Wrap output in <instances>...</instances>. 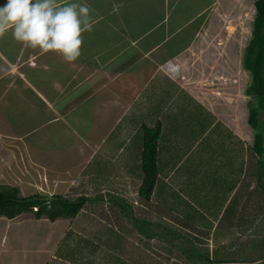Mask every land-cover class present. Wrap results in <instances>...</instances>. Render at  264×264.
<instances>
[{
  "label": "crops",
  "instance_id": "crops-1",
  "mask_svg": "<svg viewBox=\"0 0 264 264\" xmlns=\"http://www.w3.org/2000/svg\"><path fill=\"white\" fill-rule=\"evenodd\" d=\"M226 1L67 0L89 5L94 25L93 31L82 34L81 56L71 63L54 51L42 53L38 48L18 42L10 28L0 37V182L24 186V191L30 194L41 192L39 186L48 184L65 193L80 172L69 179L68 168L63 166L68 155H62L58 148L67 146L51 143L52 125H56L55 131L60 130L59 140L61 132L74 119L85 122L90 117L94 133H98L92 137L79 134L85 142L92 140L85 143L91 146V151L82 148L84 159L80 171L87 170L91 161L98 159L100 163L99 158L107 156L118 167L123 166L122 162H138L141 169L138 166L132 170L134 173L140 170L142 180L143 139L138 152L132 155H127L123 148H131V144L127 145L130 136L143 134V126L160 124L159 196L170 197L176 193L185 198L184 193L190 191V186H196L200 203L206 200L205 183L211 182L212 189H216L212 195L215 199L206 200L208 203L201 207L190 197L194 208L203 215L193 221L204 218L197 222V231L205 229L213 233L223 227L222 238L225 232L236 234V242H228L229 247L235 243L241 245L239 241L247 237L249 228L261 223L264 227V216L260 219L259 210L264 205V193L260 187L255 189V183L247 188L252 194H258L259 209L246 212L244 199L250 192L241 187L246 183L249 166L244 127L248 78L244 55L239 66V59L228 62L218 56L221 51L213 52V57H207L206 53L205 43L211 38L206 37L212 36L213 29L218 31L212 23L213 17L222 9L226 14L225 9L229 8L223 6ZM6 2L0 0V6ZM65 2L57 0L60 4ZM81 104L86 105L80 108ZM31 115L33 119L38 118L37 127H51V137L46 142L25 141L33 133L27 124ZM129 115H141V119L123 123ZM109 119L113 122L111 125L107 123ZM15 123H21V127H15ZM22 131L24 135L19 134ZM117 145L120 147L116 148ZM119 151H124L123 157L114 161L118 156L115 152ZM192 151H197V155L186 166ZM184 167L186 171L182 170ZM196 168L203 170L200 174L205 179L195 182L188 178L193 183L189 180L187 184L185 174H191ZM108 170L112 177L113 168ZM116 174L120 179L125 178L127 170ZM92 175L102 177L98 166L93 165ZM173 188L176 191L172 193ZM236 193L243 195L232 212L229 206ZM159 196L153 209L158 217L169 216L165 211L158 212ZM179 207L175 209L185 208ZM15 220L18 218L0 216V264H60L67 260L56 258L59 244L44 249L41 259L39 248L43 246L27 241L33 235L38 238L35 233L29 234L36 231L30 230L26 236L14 224ZM56 232L46 230L50 242ZM263 259L264 255L256 261L264 264ZM233 260L236 264H246L239 258Z\"/></svg>",
  "mask_w": 264,
  "mask_h": 264
},
{
  "label": "rangeland",
  "instance_id": "rangeland-1",
  "mask_svg": "<svg viewBox=\"0 0 264 264\" xmlns=\"http://www.w3.org/2000/svg\"><path fill=\"white\" fill-rule=\"evenodd\" d=\"M223 6L229 7L225 9L226 14H224L223 9L220 13L217 12L215 14V12H212V15H216H214L215 17H213L212 23H214V25L218 27V31L216 29H213L212 36L209 34V37H206V39L211 37L210 40L205 43V46L208 45L206 53L209 55L207 57H213V52L217 54L221 51L222 54H218V56L225 58L227 61L230 60L231 62L239 59L240 66V58H243L244 48L252 35V25L254 23V18L256 15L255 0H227L226 3L223 4ZM245 27L247 29H245ZM232 48L235 52H237L238 57L234 55ZM245 74L247 75L246 70ZM85 105L86 104H81L79 105V107L83 108L85 107ZM114 115L117 116L118 113H114ZM131 115L127 116L123 123H134L136 120H140L141 115L144 114H141L140 116ZM16 116L18 115H15V117ZM74 116L76 115L74 114ZM90 118L92 120V117ZM248 118L249 106L245 99V141L247 145H251L254 140V135L253 128L251 124L248 123ZM91 120H85V122H77L74 119V122H70L71 124L69 123L68 128H66L65 130L63 128L64 131L61 132L59 140H57V134L60 130L55 131L56 125H52V133L54 134V139H52L51 142L55 145L67 146L64 149L60 147L58 148L61 151L62 155H68V158H66L67 161H63V166H66L68 168L67 175H69V179H71V177L74 175H78L80 172V174L78 175L79 178H76L72 181V184L69 186L64 195L70 198H74L78 196V194L87 193L91 200L86 203L78 216L72 219L60 218L52 222L47 219V217H43L42 219H35L32 213H26L17 217L19 221L15 220L14 224L18 227L20 232H23L24 234H26V236H28V231H36L29 234L35 233L38 238L36 239L35 235H33L30 236L27 241H31L32 243L37 244L40 243L39 246H43L39 248L41 251V259H43L42 256L45 252L44 249L49 247L55 248L58 247L59 244L56 258H60L62 260L67 259L65 260V262L61 261L60 264H194L187 260L188 254L186 253L185 248L188 245L184 243L185 240H183V238H176L173 241L167 240L166 236H164L163 238L160 236L147 238L143 233H140L137 229H135L132 223V218L122 217V210L114 201H112L114 197L120 196L119 194L125 195L126 199H129L128 204L133 206L134 215L139 217L140 219L147 218V213L151 208L149 207L151 205V202L146 204V202H144L142 198H138L139 195L137 194V189L141 183V172L140 170H137L134 173L132 170L138 168V166L140 167L138 162H134V160H132L128 164L122 162L123 166L118 167V163H113L107 158V156H104L103 158H99L101 159L100 163H97L98 159H96L93 162L91 161L87 170L84 169L80 171L79 166L83 164L81 163V161L84 159L82 148H85L89 151L91 146L89 144L85 145V143H91L92 140L87 138L88 142H85L79 136V134L85 133L86 136L92 137L96 136V134L98 133V131L94 133ZM21 123H15V127L20 128ZM107 123L111 125V123L113 122H111L109 119ZM27 124L30 128L29 131H33V133L30 137H27L25 141H32L34 139L37 141V139H41L43 142H46L51 137V127H37V125L39 124L37 117L33 119L31 115ZM33 127H35V130L33 129ZM173 130L175 129L172 128V131ZM19 134L24 135L25 133L22 131ZM142 139L143 134L141 132L136 135L130 136L127 145L131 144L132 146L129 150L124 148L123 150L127 151V155H132L138 152L139 146L142 143ZM119 145H117L116 148L120 147ZM250 151L251 149L248 148V156L250 154ZM192 152L193 153H191L190 158H188V161L186 162V166H188V164H191V160L197 155V151ZM115 153L118 154V156L114 161H116L117 159L121 160L124 151ZM93 165L99 167V171L102 174V177L97 178V176L92 175ZM208 165H210V163ZM109 168H113V174L111 175L112 177H110L109 175ZM126 170L127 176L125 178L120 179V176L118 174L115 175L116 172L124 174ZM182 170L186 171L185 167ZM192 171L193 172L191 174H185L186 178L184 179V181H186L187 184H190V179L188 180V178H193L195 182H201L205 179V177H202L200 174L203 170L196 168ZM193 180L190 181H192L193 183ZM109 181L112 183V185L109 183ZM254 181L256 180H254L253 178V183ZM205 185L207 187L206 192L199 188L198 190L206 193V200L209 199V197L211 198V200L215 199L214 196L210 195H213L216 189H212L211 182L207 184L205 183ZM20 188L25 195H31V192L24 191V186H20ZM39 189L42 190V194L53 195L54 192L60 193V190H55V188H53L51 184L39 186ZM196 191V186H190V191L184 193L185 198L176 193L172 194L170 197L159 196L160 199L158 201V212H164L165 208L168 209L167 213L172 214L173 211L179 214H181V211H183L185 216H188L189 221L194 218L203 217L202 212H199L197 209H195L194 204L190 201V197H193L195 198V201L199 203V197ZM257 196L258 194L254 193L250 196L249 194L246 195L244 199V208L246 212L256 211L259 206ZM206 200H201L199 205L202 207L207 202ZM262 202L263 200H261L260 205L264 204V202L263 204ZM181 205H185V210H174L176 206ZM263 206H261L260 209L258 208L262 212L260 219L262 216H264V211H262L264 208ZM151 219L153 222H158V220L169 222L170 224H173V229L176 230L179 229L181 231H185L184 228H186V226L183 225L181 221L172 223L176 218H171V221H167L166 219H168V216L161 215V217H158L157 215H152ZM246 219L248 220V218ZM120 224H123V227H127L128 230L123 232V228L122 226H120ZM50 226H52V228H50ZM48 228L50 230L57 231L56 233H54V237L52 236L51 242L49 234L46 233V230H48ZM222 228L223 227H218V229L213 233H210L205 229L204 232H198L196 229H191L189 231H191V233H199L205 236L206 243L200 242L201 247H209L210 249L219 248L220 250L224 248V250L226 249L225 252L228 253V256L231 259L239 258V260L246 261V264H258L260 262L256 260L259 258V256L264 255L263 226L256 225L253 228H249V233L246 232L247 234H245L247 237L239 241L242 244L237 245L235 243L234 246L231 244V247H229L228 242H236V234L232 232H225L226 234L224 238H222V233H220V229ZM65 229L66 234L67 232L68 234H70V237L66 239V234L64 233ZM41 230L42 233H39V231ZM61 230H63V233H61ZM23 233L22 235H24ZM250 233H253L254 235ZM240 234L241 232H239V235ZM121 236L122 238H125L122 243H120L121 241L119 240L114 241L116 238H120ZM23 245L24 243H22L21 248H23ZM223 245H226L228 247H223ZM52 261L57 260L52 259ZM70 261H72V263Z\"/></svg>",
  "mask_w": 264,
  "mask_h": 264
},
{
  "label": "trees",
  "instance_id": "trees-1",
  "mask_svg": "<svg viewBox=\"0 0 264 264\" xmlns=\"http://www.w3.org/2000/svg\"><path fill=\"white\" fill-rule=\"evenodd\" d=\"M255 6L256 15L252 25V35L244 48L243 60L244 67L248 74L245 94L249 106V122L253 128L254 135L252 144L246 147V149L250 148L251 151L249 156L246 151V155L248 156L246 162H248L249 166L246 173V183L241 185V187H245L246 193L250 192L249 196L252 195V192L247 191V188L252 185L253 178L256 180L254 181V183H256L254 185L255 189L256 187H260L262 195L264 193V0H255ZM142 129L143 150L141 152V166L143 175L137 192L139 197L142 198L144 202L146 200L148 204L151 202L149 200H151L152 197L157 198L160 194L157 146L161 135V126L160 124L155 126L145 125ZM175 191L176 189L173 188L172 193ZM242 195L238 193L234 195L231 205L229 206L230 211H236V206ZM123 197L125 196H116L112 201L122 210V217L132 218L135 229L143 233L147 238H152L153 236H160L163 238L166 236L169 241H173L176 238H183V240H185L184 243L188 245L185 248L188 254L187 260L194 264H236L235 261L228 256V253L225 252L226 249L224 250V248H222L220 250L219 248L210 249L209 247H201L200 242L206 243L205 236L189 231L191 229H197V222L203 221L204 219L193 221L194 218L189 221L188 216H185L183 211H181V214L175 211H173V214L168 213L169 216L168 219H166L167 221H171V218H176L172 223L181 221L183 225L186 226V228H184L185 231L176 230L173 229V224L169 222L161 220H158V222L152 221L151 216L157 215L155 212L156 209H153V205L147 213V218L140 219L135 216L133 206L128 204L129 199ZM87 200L88 197L85 195H80L73 199L64 195V193H57L50 196L37 192L32 195L22 196L20 195L19 187L0 183V216L11 219L24 213H32L33 216L37 218L48 217L52 221L59 218L72 219L78 216L86 205ZM210 200L211 198L209 197L207 201ZM180 207L184 208L185 205H181ZM164 210L167 212L168 209L165 208ZM180 210H185V208ZM120 226H122L123 232L128 230L127 227H123V224H120ZM260 226H262V223ZM198 232H204V229ZM69 237L70 234L67 233L65 239ZM124 239L125 238L121 236L114 241L119 240L121 241L120 243H122Z\"/></svg>",
  "mask_w": 264,
  "mask_h": 264
},
{
  "label": "clouds",
  "instance_id": "clouds-1",
  "mask_svg": "<svg viewBox=\"0 0 264 264\" xmlns=\"http://www.w3.org/2000/svg\"><path fill=\"white\" fill-rule=\"evenodd\" d=\"M90 12L86 3H69L67 0L63 4L57 3V0H7L6 4L0 6V37L11 28L13 38L18 42L33 49L38 48L42 53L54 51L71 63L81 56L82 34L93 31ZM80 195L87 196V202L91 200L87 193ZM149 201V207L153 205L154 208L156 198L152 197Z\"/></svg>",
  "mask_w": 264,
  "mask_h": 264
}]
</instances>
